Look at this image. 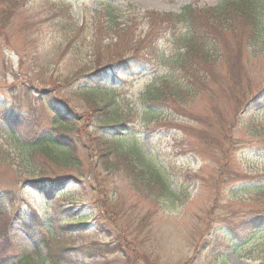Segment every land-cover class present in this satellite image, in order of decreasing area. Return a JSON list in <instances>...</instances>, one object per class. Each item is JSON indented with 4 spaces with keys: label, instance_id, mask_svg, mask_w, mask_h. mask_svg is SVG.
I'll use <instances>...</instances> for the list:
<instances>
[{
    "label": "rangeland",
    "instance_id": "obj_1",
    "mask_svg": "<svg viewBox=\"0 0 264 264\" xmlns=\"http://www.w3.org/2000/svg\"><path fill=\"white\" fill-rule=\"evenodd\" d=\"M109 1L120 11L114 35L92 49L88 43L87 51L84 40L64 39L74 22L60 26L58 18L83 21L88 41L98 0H0V264H264V0H254L261 22L253 33L224 28L216 37L200 26L209 60L182 43L187 24L158 32L146 13L212 9L223 0ZM150 38L154 46L144 56L131 54ZM124 56L126 66L119 65ZM79 63L84 73L110 67L101 77L65 83ZM164 82L170 86L153 101L149 92ZM23 84L33 96L51 89L46 106L27 102ZM81 85L119 114L107 128L119 159L132 149L142 153L167 188L132 179L124 160L108 167L88 160L87 135L98 118L94 111L85 118L86 93L83 102L71 95ZM64 97L73 109L83 103V131L68 138L73 162L62 147L51 150L54 161L21 151L8 134L28 139L34 127L51 133L52 106ZM72 111L77 118L81 110ZM39 168L51 180L74 178L35 188L29 180Z\"/></svg>",
    "mask_w": 264,
    "mask_h": 264
},
{
    "label": "trees",
    "instance_id": "obj_2",
    "mask_svg": "<svg viewBox=\"0 0 264 264\" xmlns=\"http://www.w3.org/2000/svg\"><path fill=\"white\" fill-rule=\"evenodd\" d=\"M254 3L258 4L257 2H254V0H223L221 3H219L217 6L213 7L212 9L211 8L195 9L190 7V5H187L179 13L148 11L146 13V17L149 18L151 28H158V32H161L162 30L171 27L175 28V25L178 22H183L187 24L189 27V38L187 37L186 40L185 41L183 40L182 43H184L185 47L191 48L190 53H192L193 51L197 53H202L204 59L209 60L211 52H208L207 50L205 51L204 49L205 47L204 45L207 43L206 40L203 39V42L200 43L201 33L198 31L200 29V26L201 25L203 26V24H205L208 29L214 28L213 31L216 34L213 31L211 30L210 31L216 37H222V29L224 28L233 31L234 35L236 36L238 29H240L243 32H246L247 29L251 28L250 31L253 33L254 31L258 30L259 23L261 22V16L256 11L258 7H256ZM17 7H18L17 5L7 6V8L10 11L15 10ZM229 9L232 11H230ZM101 12H103V17ZM71 13L74 14V12ZM225 16L227 18V21L223 24L224 19L222 18ZM119 18H120L119 9L114 8L109 0H98V2H96L95 7L93 8V15H92L93 32L90 33V40L85 41V37H83L84 36L83 21L79 23L80 25H77L78 21L74 19V16H72V14L66 13L61 15L58 18L57 24L60 26H64V24H68L67 20H72L74 22L73 27L70 30L68 29V27H66V33L64 34V39H66L67 42L74 39L75 40L79 39L81 41L80 43L86 42L85 44L86 50L88 51L89 50L87 45L88 43H90L89 46L90 49H92V43H95V41H98L101 38L107 39L114 35L113 32L117 28ZM163 23L165 24L167 23L169 25H163ZM154 41L155 40L152 38L144 39L143 41L140 40L139 46L133 49L131 54L137 55L139 57L144 56V54L154 46ZM226 49L230 51V48H226ZM238 50H239L238 47L232 49L233 52L232 55L235 58H238L237 56ZM129 56L131 55H128V57ZM128 59L129 58L124 56V59L120 60L117 63L119 65L126 66L125 64L126 62H128ZM183 59L185 60L186 63L185 56ZM187 60H188V56H187ZM191 65L192 64H190L189 66ZM109 67L110 65L98 66L91 69V71L84 73L83 63H79L77 65L76 72L74 74L69 73L67 75H64L63 80L65 81V83L70 84L71 81L76 80L79 76L83 77V75L101 77L103 73L104 74L107 73V69ZM39 68L44 69L43 71L48 70V66L46 63L40 64ZM193 69L194 70H192V76H195L194 74H196V72L199 70L196 68ZM167 85L170 86L167 82H164L161 87L159 86V88L156 87L152 89L149 92V98H151L153 101H160L165 94L164 89L165 87H168ZM31 87L32 86L29 84H23V89H21V92L28 100L27 102L36 103L40 107H45L47 102H49L50 96L48 95V92L51 91V89L44 87L40 88L38 89L40 93H38L37 96L35 95L33 96L32 92L30 93ZM87 89H88L87 87H83V85H81L75 88L74 90H70V93L71 95L78 96L80 100H82V102H83V92L86 93V97L88 99L86 108L88 114L86 115L85 118H87V120H90V118H92V116L90 117V114L93 111L95 117L98 118L96 122H93V120H91V123H93L97 129H95L94 131L90 132L87 135V138L89 139V145H87L89 149L88 160H90V158L98 157L100 160L103 159L106 161L105 162V166L107 165L106 167L110 165H114L119 161L124 160L125 168H127L128 172L131 173V175H133L131 176L132 179H136L137 176L139 178L140 176L142 182L144 184H147L148 186H150L149 183L152 182L156 185H160L164 189L167 188L166 182L164 181L162 175L157 171H155L154 169L151 170V167L148 165V163L144 161V156L142 153H140L139 155L137 154L138 152L135 151V149H132V151H130L131 152L130 155L124 154L123 158L119 159V154L121 153L118 152H120L121 150L118 147L116 134H113L112 132L107 130V128L109 127L115 128V126H113L111 122L118 121L117 118H119V114L116 112L115 109L110 107V103L103 105L100 104V102L95 97H93V94L90 93V91H88ZM57 102L61 104L59 106L62 109L57 106H54L55 114L53 118L56 127L52 128L51 133L45 134L40 131L38 132V130L34 127L33 130L30 131L33 132V135L31 136V138L28 139L25 138L22 140V137L19 139L17 135L20 136V133L19 134L15 133V135L9 133L8 135L10 139H12L15 143H17L18 148L21 151H24L26 154L28 153L30 157H32L33 154L35 153H39L40 156L45 157L47 161L48 160L54 161L55 157L53 156L51 150L53 148L61 149L62 147L60 153L64 156L66 160H68L69 162L70 161L73 162L74 159L72 155V147L71 144H69L70 139L68 138H70L71 136L70 133L73 131H78L79 134L83 131V124L81 125V123H83V103L82 105L80 104L74 105V109L76 107L77 110H81L79 116L76 118V116L74 115L75 112L72 111L74 109L71 107L73 106L71 104V97H67V98L64 97L63 99H59ZM15 118L18 119L19 117L16 116ZM4 120L7 121L6 118H4ZM120 121L125 122L126 118L122 117ZM55 128L59 129L61 132L53 131V129ZM62 142L64 144H61ZM100 144L102 146H100ZM46 160L44 159V162H46ZM38 172L39 175L37 179L29 180V182L33 184L35 188H42L41 185L44 184L45 182H48L49 185L51 184L62 185L69 178H74L73 176H65L66 178L64 177V180H62V182H59L60 179L51 180L49 176H44L42 168H39ZM48 194H49V190L47 191V195ZM48 248H49L48 250L49 259L51 260L53 259L54 250H51L50 249L51 247Z\"/></svg>",
    "mask_w": 264,
    "mask_h": 264
}]
</instances>
